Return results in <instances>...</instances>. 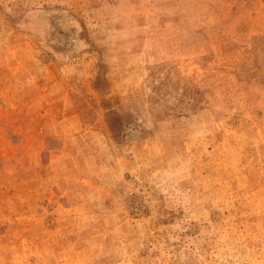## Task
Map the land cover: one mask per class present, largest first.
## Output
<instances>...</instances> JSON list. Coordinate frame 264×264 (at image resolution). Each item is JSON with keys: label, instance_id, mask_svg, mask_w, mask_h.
<instances>
[{"label": "rangeland", "instance_id": "374dc122", "mask_svg": "<svg viewBox=\"0 0 264 264\" xmlns=\"http://www.w3.org/2000/svg\"><path fill=\"white\" fill-rule=\"evenodd\" d=\"M0 264H264V0H0Z\"/></svg>", "mask_w": 264, "mask_h": 264}]
</instances>
